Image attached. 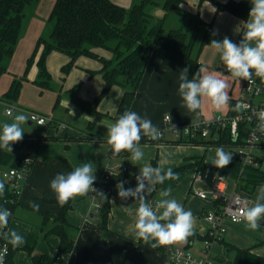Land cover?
<instances>
[{"label":"crops","instance_id":"0c3cea01","mask_svg":"<svg viewBox=\"0 0 264 264\" xmlns=\"http://www.w3.org/2000/svg\"><path fill=\"white\" fill-rule=\"evenodd\" d=\"M37 1L38 2H32L28 4L37 5L36 15L32 16L23 32L21 29L22 35L20 32L14 53L7 61V70L0 78V100L3 102L2 105L4 106L6 115L13 114V111H11V113L6 112L7 108L10 107L12 102H15L17 106H21L22 104H31L32 107H38L44 110H48L52 106L56 108L59 105V107H57L53 111H50L53 120L49 124H44V126L46 125V127L41 134L33 138L27 137L32 140H36L37 137H41V140L38 143V147L35 152L33 161L34 164L28 175V181L20 191L19 205L15 210L12 219L10 220L8 229L6 231V239L10 243L11 233L16 232L23 238L24 242L19 245L23 246L26 243L28 237L32 235L33 237L37 238L35 247L36 253H52L55 249H58L60 238L53 233H49L46 237H44L47 230L44 226L43 213H48L50 216L56 217L61 211V206L58 202L51 201L57 200L55 193L51 190V188H45V185L42 184L43 180L41 178V172L46 166H42L43 164L41 163V161H39V159L42 158V162H44L45 164L49 163L47 161L49 158H51L50 155L53 154L48 152L50 151L49 147L53 145H60L58 143H50L51 140L63 141L65 148L68 151L63 154L61 153V156L67 159V162L64 164L70 170V172L73 171L75 167L80 163L79 156L73 150L75 146H79L82 148L87 147L90 152H93L95 147L98 149V151H100L102 147L105 150L104 158L107 157L108 152L112 154L111 148L107 143L102 144L99 142L101 140L107 141V131L108 128L116 121L114 115L120 104L124 89L119 85L112 86L98 104L97 112L94 114L88 113L81 106L80 102L93 100L103 90L105 81L103 74L100 72L102 68V62L87 55H80L76 59L75 64L70 69V71L68 73H64L62 67L70 61V56L58 50L51 51L47 57V66L53 76L51 88L53 85V89H55V91L52 90L48 92L47 90L49 89L47 88L45 91V88H40V86H30L32 84H30L29 81L36 80L39 74L38 68H36L37 66H35V63L37 64L42 47L38 49L35 55V61L33 63L34 66H32L28 76H26V72L28 71L27 62L34 53L37 41L40 37H43L42 34L45 31L44 19H46L47 15L52 12L55 4V0ZM218 1L226 2L228 0ZM44 2L46 3V13L43 15L40 13V9L43 7ZM185 5L187 7V10L194 13L195 15H198L203 20L208 22L212 21L213 27L216 31L222 34L223 39L227 37L237 45L245 42V21H243L235 14H232L229 11H220L216 13V5L211 0H184L181 5L182 8H184ZM158 9H156L154 12H156ZM37 12H39V14ZM178 18L180 23L181 19L179 16ZM251 43L252 46L255 45V42ZM94 51L106 58L112 57V52L109 49L98 47L94 48ZM199 59L202 66L206 67L207 69V72L205 74H216L219 76V78L224 79L225 82L229 85L226 91L228 92L230 99H236L240 96L242 92V82L239 78L232 77L230 72L222 69L225 65L220 59L219 52H216L214 49H212L210 45H206L201 51ZM184 66L185 61L183 58L162 51L160 49H154L145 68L132 105L129 109L131 111L137 112L142 117L146 116L147 118H149L152 123L163 132V138L162 141L159 142V144L175 142L176 137L172 128L170 127V124L174 125L175 127L181 126L192 122V120L196 116L201 115L204 117H211L214 112H216L211 108V102L206 98L203 100V107L197 110L199 115H197L196 113L188 112V110L182 106L183 101L181 100V97L178 93L180 83L178 77L180 70H182ZM24 76H26L28 82L24 81L22 83L18 99L16 101H13L4 97V94L10 89L13 80L15 78L20 79ZM229 106L230 102L228 106L222 108V110H224V113L228 111ZM58 108L65 111V116L67 120L70 121H65V119L60 118L62 116H59V113H56L58 111ZM166 116L171 117L170 122L169 120H166ZM29 123H32V121L29 120ZM89 128L93 129L95 133L89 132ZM95 130L98 132H96ZM50 137H59V139L50 140ZM63 137H65V139ZM67 138H70V140ZM142 144L143 143H140L139 145L141 149L143 146ZM217 148H219V146L204 145L203 152L201 151L195 156L200 157L205 154V160L208 162H213L216 157ZM22 149L19 151H22V153L19 154L21 156H25L31 151L30 146H25ZM54 154H56V152ZM113 156L119 159V162L121 161L124 164L126 161H128L132 168L134 165L135 167H137L138 162L131 161L129 158L130 155ZM82 157L84 158V160H87L86 158L88 156L86 157L85 154H82ZM194 158L195 157H193V159H191L189 162L183 164L181 163L180 165H176L175 160L162 170L168 171L169 169H176L180 166L192 162ZM124 159L126 161H123ZM132 163H134V165H131ZM124 164L122 166H126ZM3 168L6 169V167ZM193 168L195 170V167ZM93 170L95 174L96 168L94 166ZM127 171L132 175H140V172L136 171L135 168L132 170L128 168ZM51 175L52 174L48 172L47 180H51ZM98 175L96 179L98 178ZM2 181H4V179L0 180V182ZM140 181L145 182L146 180L140 179ZM147 183L150 184V182ZM158 186L159 185H156L153 191H155ZM189 191L192 192L191 186L189 188ZM86 196L74 197L73 207L67 212V219L69 220V222L76 226H79L80 230L76 237L75 248L67 258L65 264H99L98 260L100 261V258L103 255L109 262L113 261V251L111 250L110 243L113 242L114 237H112L111 234L114 232H121L127 234V236L129 237L133 234L126 233L120 229L114 228V226H108L109 230L107 231L102 230L95 222V220L99 218L98 204L100 203H98L95 208H92V200H84ZM144 197H146V200L150 199L147 196ZM81 199L84 200L81 203L83 204L82 209H84V212L86 214L82 223L74 218L77 206L78 204H81L79 203ZM135 203L136 200L133 199L129 206H132ZM185 203L186 202H182L183 206H185ZM33 204L39 205V209L35 210L32 207ZM207 210L209 209H201L203 216ZM95 216H97L96 219ZM86 217L88 219H86ZM110 218L111 213L109 219ZM205 220L209 225H207L204 229H202V227H199L194 228V230L198 231L201 234H205L210 226V222L206 218ZM225 222L226 225H230L229 220H226ZM111 238L112 240L108 242V240ZM226 241L232 243V241L228 239H226ZM256 244H258V246L261 245L259 243H255L253 245ZM249 246H252V244L247 245V247ZM259 249L260 248L258 247L257 249H255V251ZM155 251L157 260H155L153 264H163L166 257V249L161 246L155 248ZM257 252L264 255V253L260 252V250ZM12 260L14 264H31L32 262L31 255L23 249H18L13 254Z\"/></svg>","mask_w":264,"mask_h":264},{"label":"trees","instance_id":"16d2710c","mask_svg":"<svg viewBox=\"0 0 264 264\" xmlns=\"http://www.w3.org/2000/svg\"><path fill=\"white\" fill-rule=\"evenodd\" d=\"M34 0H0V78L7 70V61L14 53L19 35L26 16V6ZM203 1V0H201ZM216 5V13L229 11L243 21H247L252 4L250 0H228L219 2L211 0ZM184 0H139L130 8L119 5L112 0H55L54 7L50 14V21L53 27L48 37H40L37 41L33 55L28 59L27 69L35 61V55L42 47L40 57L37 61L39 74L34 82L42 88H51L52 74L47 66L48 54L53 50L61 51L70 56V61L62 67L64 73H68L74 66L80 55H87L102 62L100 72L103 74L105 85L101 93L90 101H81V106L90 114L97 112L98 104L110 88L119 85L124 89L118 109L114 115L117 120L125 111L129 110L139 88L145 68L150 60L152 51L160 49L184 59L185 67L189 68L188 79L191 80L202 66L200 53L212 39L220 42L223 36L213 27L212 21H205L198 15L189 16L181 9ZM164 10V15L155 14L156 9ZM174 13L186 21V27H171L164 31V23L168 16ZM187 25L191 28H187ZM216 31V35H213ZM106 48L112 52L111 58L94 51V48ZM254 76V71L252 73ZM25 77V76H24ZM24 77L15 78L10 89L4 97L16 101L20 94ZM256 77V76H255ZM258 78V77H257ZM260 79V78H258ZM230 108L235 103L230 99ZM247 132L245 125L241 124V134L234 140L228 130H219L218 136L210 140H192L190 142H175L215 145L227 147L232 153V160L225 168L215 167L212 162L205 160V154L195 157L192 162L180 166L173 171H180L186 168H202L225 175L235 185L236 190L242 194L252 197L257 187L264 186V169L261 168L263 156H258L256 161L259 166L252 164L245 165L237 154L236 146L245 141ZM65 139V137H63ZM59 139V137H50ZM70 140V138H67ZM41 137L32 140L23 136V139L12 145V152L0 149V168H20L24 163V156L16 153L23 147H34L37 149ZM73 140V139H71ZM162 139L152 141L142 137L140 143L161 142ZM113 154V153H112ZM130 153L122 151L118 156H129ZM34 162L27 165L28 173L23 186L28 181V175ZM125 177L140 178L141 175H132L125 171L118 177L111 180L112 183ZM149 182L147 179H145ZM4 184V191L0 194V211L8 210L11 214L5 231H7L10 220L19 205V193L14 184L9 180L0 182ZM73 199H70L63 207L58 216L52 217L43 213L46 235L53 233L60 238L58 249L52 253H36L35 247L37 238L30 235L23 246L13 247L10 245V254L7 264H14L13 254L18 249L27 251L32 258L31 264H65L76 244V237L80 227L69 222L67 212L73 207ZM57 202V200H51ZM218 208L221 201H215ZM214 206V203H213ZM111 213V203L107 199L101 203L98 209L99 218L95 220L102 230H109L108 221ZM45 229V228H44ZM210 238L209 234H201L194 230V235L188 238L189 244L195 240ZM260 242L259 244H262ZM187 244V246H189ZM225 245V253L235 249V255L231 264H264V255L255 251L256 245L249 247H237L230 244L225 238L220 240ZM163 248H166L163 246ZM228 252V253H229ZM227 253V255H228ZM229 256V255H228Z\"/></svg>","mask_w":264,"mask_h":264},{"label":"clouds","instance_id":"9594fccd","mask_svg":"<svg viewBox=\"0 0 264 264\" xmlns=\"http://www.w3.org/2000/svg\"><path fill=\"white\" fill-rule=\"evenodd\" d=\"M252 4L249 17L245 21V42L240 45L233 43L225 37L222 42L212 39L209 45L216 52H219L227 70L234 78L251 80L252 73L264 81V0H250ZM213 31V35H216ZM251 42H255L252 46ZM189 68L185 67L179 72L178 93L183 101L182 106L188 112L196 113L203 107V100L206 98L211 102V108L219 112L228 106L229 95L226 89L229 85L218 75L207 73L206 67L201 66L191 80L188 79ZM243 103H238L233 111L244 109ZM260 115L264 117V112ZM35 120L36 117L31 118ZM166 119L171 121V117ZM29 120L23 114L16 115L11 123H4L0 130V149L12 152V145L23 139L24 130L22 125ZM44 124L43 120L39 121ZM175 130V126L170 124ZM264 130V125L261 126ZM161 130L152 123L146 116L142 117L137 112L127 110L113 123L107 131V144L110 146L113 155H119L122 151L130 153V160L139 162L143 159L144 153L140 148L142 137H147L152 141L161 139ZM232 153L224 151L223 147L216 150V157L212 164L220 169L231 163ZM140 175L147 179L153 186L163 184L165 180L174 178L173 172L162 170L159 166L153 167L146 164L140 168ZM138 183L135 191H125L122 183L116 185L120 199L132 196L137 199L135 205V234L144 241H154L151 244L153 249L157 247H170L177 244L187 243L188 238L194 235L195 218L190 210H185L184 206L177 199L171 198V189L159 192L160 197L155 207L162 209L157 214L153 206L140 193L144 191V184L137 178ZM96 181L93 166L85 163L77 166L73 171L64 174L58 173L50 182V188L55 193L57 202L63 207L70 199L76 196H86L95 193L94 199L101 202L107 200L106 194L93 187ZM4 191V184L0 183V194ZM239 204V201H237ZM35 210L39 205L33 204ZM233 222H244L250 230H257L261 227L259 221L264 218V204L256 203L252 207H232L230 210ZM10 212L0 211V228H7ZM211 220L212 217L209 216ZM23 238L16 232L11 233L10 243L13 247H18L23 243ZM0 264H3V256H0Z\"/></svg>","mask_w":264,"mask_h":264},{"label":"rangeland","instance_id":"374dc122","mask_svg":"<svg viewBox=\"0 0 264 264\" xmlns=\"http://www.w3.org/2000/svg\"><path fill=\"white\" fill-rule=\"evenodd\" d=\"M112 1L124 7L130 8L135 2H138L139 0H112ZM160 1L162 2L163 0H160ZM33 2H38V1L35 0ZM45 4L46 3L44 2L43 7L40 9V13L43 15L46 13ZM26 7H27V9L25 10L26 16L24 18V25L22 28V32L27 27L32 16L36 15L37 5L36 4L28 5ZM181 9L187 14H189V16L195 15L194 13L187 10L186 5L184 6V8H182L181 6ZM37 13L39 14V12ZM50 13L49 15H47V18L44 19L45 31L42 34L43 37H48L53 27V22H51L49 19ZM179 17L181 19L180 23H179L178 15L171 13L164 23V31L166 32L169 28L176 27V25L177 27H180V26L186 27L185 19L183 20L181 16ZM192 27L194 26L191 25V28ZM187 28H189L191 31V28L188 25H187ZM22 32H21V35H22ZM33 63L30 65L28 71L26 72V76H28L32 66H34ZM35 66H37L36 68H38V71H39V66L36 63H35ZM26 76L23 82L24 81L28 82V79L26 78ZM29 82L30 84H32L30 86H34V85L37 87L39 86L34 81H29ZM47 89H49L47 90L48 92L52 90L55 91V89H53V85H52V88H47ZM44 90L46 91V88ZM2 103L3 102L0 100V130H2L4 123L13 122L14 117L19 114L28 116L29 120H31L30 119L31 112L43 114L53 119L51 117L52 114H50L51 113L50 111H53L54 109L59 107V105L56 108L52 106L50 109L44 110L38 107L36 108L32 107L31 104H22L21 106H17L15 102H12L10 107H11V110L13 111V114L6 115L4 111V106L2 105ZM56 113H59L58 115L62 116L60 118L65 119V121H70V120H67L65 116L66 113L65 111H63V109L58 108V111ZM218 113H224V110L221 109ZM29 120L25 124L22 125L23 130H24L23 136L33 138L41 134L44 128L46 127V125L45 126L39 125L35 121L32 123H29ZM88 130L91 133L94 132L93 129L91 128H89ZM50 143H54V144L58 143L60 145H53L49 147L50 151L48 152L53 153V154L50 155L51 158L48 159L47 161L49 162L48 164H45L44 162H42L43 161L42 158L39 159V161H41V163L43 164L42 166H46L44 170L41 172V178L43 180L42 184L45 185V188H48V187L50 188L51 180H53L58 173H69L70 172V170L64 164L67 162V159L61 156L63 153L68 151L65 148L63 141L51 140ZM99 143L103 144V143H107V141L101 140ZM142 145L143 146L141 150L144 153L143 159L138 162L137 167H135L134 163H132L131 165H134L133 168L130 166L128 161L124 159L123 161L127 162V163L125 162V164L121 161L119 162V159L114 157L109 152H108L107 157L104 158L105 150L102 147L100 151H98V149L95 147L93 152H90L87 147L82 148L79 146H75L73 148V150L76 152V154L79 156V159H80V163L77 166H81L85 163H90L96 168L95 170L96 177L99 173L98 178L94 182L95 185L98 183L95 188L102 190L106 194L107 199H109L111 203V218L108 221V226H114V228L120 229L126 233H133L132 235H130V237L127 236V234L121 233V232H119L120 234L117 232L112 233L111 236L114 237V239H113V242L110 243V247H111V250L113 251L112 253L113 261L109 262L106 259V257L103 255L101 256L100 261L98 260L99 264H153L154 261L157 260L156 251L155 249L151 247V244L154 243V241H151V240L144 241L143 239L137 237L135 234V229H134V224L136 220L135 205L137 203V199H134L132 196H129L126 199L122 200L118 196V192H117L116 185L118 183H122L123 189L126 192L129 190L135 191L137 187V183H138L137 178L125 177L123 179H120L112 183L110 186L111 180L115 177H118L123 172L127 171L128 168L130 170L135 168L136 171L140 172V168L146 164H151L153 167L159 166L161 169H163L175 160H176V165H180L181 163L182 164L187 163L191 159H193V157H196L195 156L196 154L200 153L201 151L203 152V146H204L202 144L181 143V142H168V143H163V144H159V142L158 143L157 142H150V143L146 142V143H143ZM223 149L224 151L229 152L228 148L225 147ZM31 150H34V154L32 155V157L34 158L36 149L32 147ZM55 152L56 154H54ZM16 153L20 154L22 153V151L21 152L17 151ZM259 153L263 156L261 168L264 169V147L259 148ZM82 154L83 155L85 154L86 157L88 156L86 158L87 160H84V158L82 157ZM123 164L127 166L126 170L122 169ZM108 168L113 169V170L111 171V173H107L106 175H104L105 170H107ZM4 171H5V168L3 167L0 168V180L4 179V175H3ZM48 172L52 174L50 177L51 179L50 181L47 180ZM195 172H196V169L194 170L193 167L186 168L180 171H173L174 178L165 180L163 184H159V186L156 188L155 191H153L152 185L147 183V181L142 182L145 187H144V191L141 192L140 195L147 196L148 198L156 197V198L162 199L165 197H160L159 192L162 190L171 189V197H167L166 199L175 198L180 203L186 202L184 206L185 210L186 211L190 210L193 214V217L195 218L194 228L202 227V229H204L209 224L205 220L203 213L201 212V209L202 208L213 209V200L211 198H205V199L202 198L199 192L204 191L205 193H209L211 192L212 187L209 186V184H207L206 182L200 181L198 178H195ZM108 174L110 178H108ZM103 175L105 179L108 181L106 187L102 185L103 181H105L103 178ZM190 186L192 187V192L189 191ZM230 189L231 190L234 189L233 183L231 184ZM93 196H95V193H89L84 198V200L86 199L89 201L92 200V208H95V206H97L98 203H102V202L98 198L94 199ZM133 199L136 200V203L133 204L132 206H129V204L132 202ZM252 199L254 200V205L256 203L264 204V186L257 187L256 191L252 195ZM84 200L81 199L79 203H81ZM82 206H83L82 203L78 204L77 210L75 211V215H74V218L80 221L81 223L83 222V219L86 215L84 212V209H82ZM88 218L86 217V219ZM263 219L264 218H262L259 221V223L261 224V227L254 231L248 229L245 223L243 222L239 224V223L231 222L229 220L230 222L229 226L226 225V222H225V225H226L225 239L232 241V243L230 244H234L237 247H244V246L247 247V245L249 244L253 245L255 243L263 242L260 246H258L257 244L255 249L259 247L260 252L264 253V221ZM111 240L112 238L109 239L108 242H110ZM192 243H193L192 246H189V247L195 253H201V251L203 252V250L205 249L203 240H195V241H192ZM187 244H189L188 241L187 243L177 244L176 246H187ZM224 246L225 245L220 244V243H214L211 246L210 252L216 255H223L225 253ZM228 255H229L228 257L232 259L235 255V249H232L228 253Z\"/></svg>","mask_w":264,"mask_h":264},{"label":"built area","instance_id":"2783aa9c","mask_svg":"<svg viewBox=\"0 0 264 264\" xmlns=\"http://www.w3.org/2000/svg\"><path fill=\"white\" fill-rule=\"evenodd\" d=\"M224 70L229 72L226 66H223ZM242 82V92L235 100L232 109L238 103L244 104V109L240 111H233L228 109L225 113L214 112L211 117L196 116L192 122L181 126H176L173 130L176 140L181 142H190L196 139L210 140L218 136L219 130H228L234 140H237L241 134V124L245 125L247 136L245 141L236 146V151L242 162L259 166V162L256 161L258 156H262L259 153V148L264 147V117L260 115L264 112V81L258 79L253 74L251 80H245L239 78ZM230 108V106H229ZM11 107L7 108L6 112L11 113ZM35 116L36 119L31 118ZM168 117V116H166ZM30 119L32 122L40 124L39 121L43 120L44 124H49L53 119L43 114L35 112L30 113ZM168 120V119H166ZM43 124V125H44ZM162 132V131H161ZM163 138V132L161 139ZM34 150H31L24 156V165L20 168H6L3 175L5 180L12 182L20 194L23 184L26 180L28 167L27 165L34 161L32 155ZM123 170H126V166H122ZM113 169H107L104 175L111 173ZM103 178V186H107V180ZM108 178H110L108 174ZM195 178L200 181H204L212 187L211 192L205 193L200 191L199 194L202 198H211L213 200V209H209L204 213L205 218L210 222V226L207 230L210 238H206L204 241L205 249L201 253L193 252L189 246H170L166 247V257L163 264H231L230 258L227 253L223 255H216L210 252L211 246L214 243H220V240L226 236L225 220H232L230 209L232 207H252L254 206V200L252 197L242 194L240 191L234 189L231 190L232 182L225 175L219 174L214 171L205 170L202 168L196 169ZM98 184V183H97ZM94 184V188L97 186ZM160 198H150L147 201L153 206L154 211L159 214L162 209L155 207L156 202ZM221 201V207L218 208L215 201ZM239 201V204H237ZM179 202V201H178ZM182 204V203H181ZM183 205V204H182ZM101 203L98 204V207ZM209 216L212 219H209ZM237 223V222H235ZM241 223V222H238ZM10 254V245L6 239L5 228H0V256H3V264H7V259Z\"/></svg>","mask_w":264,"mask_h":264},{"label":"water","instance_id":"95a60500","mask_svg":"<svg viewBox=\"0 0 264 264\" xmlns=\"http://www.w3.org/2000/svg\"><path fill=\"white\" fill-rule=\"evenodd\" d=\"M164 10H162V9H158L156 12H155V14H157V15H159V16H162V15H164ZM97 218V216H95V219ZM226 252L228 253L229 252V249H227L226 250Z\"/></svg>","mask_w":264,"mask_h":264}]
</instances>
